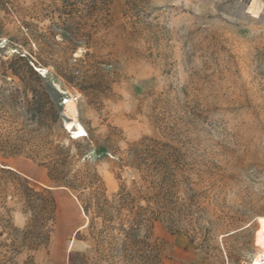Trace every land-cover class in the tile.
I'll return each instance as SVG.
<instances>
[{
	"label": "rangeland",
	"instance_id": "1",
	"mask_svg": "<svg viewBox=\"0 0 264 264\" xmlns=\"http://www.w3.org/2000/svg\"><path fill=\"white\" fill-rule=\"evenodd\" d=\"M89 182L145 209L89 228ZM263 215L264 0H0V264H251Z\"/></svg>",
	"mask_w": 264,
	"mask_h": 264
},
{
	"label": "trees",
	"instance_id": "2",
	"mask_svg": "<svg viewBox=\"0 0 264 264\" xmlns=\"http://www.w3.org/2000/svg\"><path fill=\"white\" fill-rule=\"evenodd\" d=\"M50 177L54 182L61 183L66 187L71 188L72 190L78 191L79 188L83 186L85 189V184L81 183L77 178H73L68 180L65 179V175L60 171L62 164L59 163L58 159H51L50 161ZM3 172L12 173L9 169H2ZM19 177L17 174H15ZM20 180V177H19ZM23 183L17 189V192L21 195H24L28 198V204L31 209H34V216L32 218L30 227H33L36 230V235L34 236L36 239V245L39 246L47 241L48 235L51 230L47 227V222L53 220V214L55 211V199L52 196V193L48 189H42L41 191H34L32 188L27 186V182L25 179H22ZM21 180V181H22ZM86 186H90L91 190L88 194H84L81 192L79 196L80 201L82 202V207L85 214L89 217V228H93L94 220L96 217L104 216V221L109 222L108 218L112 212L121 211V209H131L134 214L135 211L133 209H145L141 207H137L134 204V200L131 197L130 193L120 192L118 196H115L113 200H109L101 185L95 182H89ZM118 197V198H116ZM129 226L123 227L121 226L120 230L126 234H130L135 231L137 226L140 225L139 221L136 219H132L128 221Z\"/></svg>",
	"mask_w": 264,
	"mask_h": 264
},
{
	"label": "bare ground",
	"instance_id": "3",
	"mask_svg": "<svg viewBox=\"0 0 264 264\" xmlns=\"http://www.w3.org/2000/svg\"><path fill=\"white\" fill-rule=\"evenodd\" d=\"M66 125L69 129L75 131V133H77L78 136L82 135L85 131L84 127L76 120L67 122ZM257 220H258V226L262 240V250L256 252L254 258L251 261V264H264V215L258 216Z\"/></svg>",
	"mask_w": 264,
	"mask_h": 264
},
{
	"label": "built area",
	"instance_id": "4",
	"mask_svg": "<svg viewBox=\"0 0 264 264\" xmlns=\"http://www.w3.org/2000/svg\"><path fill=\"white\" fill-rule=\"evenodd\" d=\"M76 99H77V97H74V100H76ZM65 103H66V99H62V104H65ZM65 128H66L67 132L69 133L70 138H72V139H77V138H81V137H86L87 136L86 131H84V133H83L84 135L82 134V135H80L78 137V134L75 133V131H72L71 129H69L67 127H65Z\"/></svg>",
	"mask_w": 264,
	"mask_h": 264
}]
</instances>
